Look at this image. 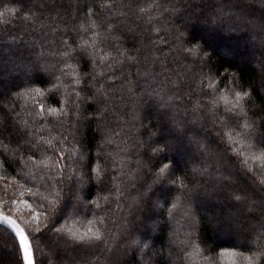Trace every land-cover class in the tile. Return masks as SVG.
Here are the masks:
<instances>
[{"label":"snow or ice","instance_id":"obj_1","mask_svg":"<svg viewBox=\"0 0 264 264\" xmlns=\"http://www.w3.org/2000/svg\"><path fill=\"white\" fill-rule=\"evenodd\" d=\"M19 2L0 0V27L19 18L43 38L19 54L16 37L9 35L7 45L13 71L24 77L9 91L10 110L19 107L23 116L14 112L11 128L8 113L0 116V129L10 132L7 140L0 132V181L6 191L15 186L10 199L0 198V230L12 237L15 264H45L37 251L49 257L47 264H126L113 258L121 244L135 249L139 264H149V252L157 250L132 235L139 217L129 218L144 204L155 216L151 232L167 234L181 264H264V108L250 110L256 88L241 77L244 57L229 49L217 62L208 32L196 37L190 30L201 18L185 20L186 10L175 3L135 5L148 27L138 34L141 47L130 49L120 43V18L132 7L124 0H100L103 23L89 6L83 20L63 28L40 19L35 5L22 12ZM201 14L208 31L246 34L261 49L264 71V0H208ZM108 39L114 47L106 49ZM133 66L145 86L131 78ZM261 81L264 89V75ZM116 88L133 100L132 121L145 96L163 110L162 126L148 142L121 135L123 126H107L109 92ZM186 101L191 118L178 120L173 110ZM93 119L101 133L95 150L81 132ZM173 221L178 228L169 227ZM250 221L245 245L217 251L204 238L208 228L238 236Z\"/></svg>","mask_w":264,"mask_h":264},{"label":"trees","instance_id":"obj_2","mask_svg":"<svg viewBox=\"0 0 264 264\" xmlns=\"http://www.w3.org/2000/svg\"><path fill=\"white\" fill-rule=\"evenodd\" d=\"M124 2L131 3L132 7H125L123 9V11L127 13V16L120 18L125 21L124 24L120 25L119 29L122 30V35L124 37L120 43L130 49L134 46L141 47L138 43V34L148 26L145 25L142 20L137 19L135 14V5H145L150 3L151 0H124ZM158 2L161 5L171 6L175 3L177 6L183 7L186 10L184 13L185 20H188L189 17L192 19H195L196 17L201 18V23H196L190 30L196 37H199L204 32H208V38L211 44L209 50L214 53V59L217 62L220 61V54L225 50H238L243 48L246 52H249L250 60L243 61L241 77L246 84H253L256 88L255 107H252L250 110L258 111L259 109L264 108V89L261 88V76L264 75V71H262L259 65L261 49L258 46L254 47L253 42L246 34L228 33L221 30L208 31L203 23V16L201 14V9L207 11L208 0H158ZM216 2H219V0H214V3ZM117 3H119V0H117ZM237 3L238 0H232L233 5H236ZM32 5H35L33 11L38 12L40 19L51 21L55 26L61 28H63L65 23L71 25L77 23L78 20H83L85 18V12L89 6L93 7L96 11L97 16L95 18L98 22L103 23V20L107 15V13L99 7L100 0H31V2H29V0H20V2L16 4V7L21 9L23 12L29 7H32ZM41 5H43V7H41ZM65 10H70L71 14L77 17V20L70 19ZM243 11L245 14H248L250 9L243 7ZM57 12L60 13V16H56ZM253 15L257 20H259V12H256ZM53 17H55V19H53ZM177 20H179V17H177ZM137 25H139V27H137ZM129 28H132L133 31H128ZM63 34L64 33H59L58 36ZM9 35L17 38L16 45L13 46V52H16L17 54L26 51L25 45H31L34 40L39 41L43 37L42 32L38 27L35 31H33L32 28L27 27L19 18L15 19L13 23L7 25L6 28L0 27V116H2L5 112L8 113L7 118L9 121V128H11L13 122L17 119L14 112H21V115L23 116V111L19 107L14 110H10L11 97L9 96V91L13 89L14 85H18L23 82L24 77L19 72L13 71L12 58H10L7 54ZM67 35L72 39H75L77 34L69 31ZM79 35L87 36L88 33H80ZM48 39H51V37L49 36ZM146 39L147 37L145 36V40ZM57 42L59 43L58 39ZM245 42L247 44L244 46L242 43ZM103 46L108 49L110 47H114V43L111 39H108L104 42ZM253 53L254 58H252ZM113 54L115 55V52H113ZM119 72L120 69L117 68V75ZM131 78L134 81H137L140 87L145 86L143 84V78L136 74V68L134 66L132 68ZM120 83V80L116 81L117 85ZM140 87H137L138 95L140 93ZM109 96L111 99L108 101V112L105 113L104 120L109 128L116 129L123 126L124 131L121 135H131L133 139H135L136 136H140L144 141L148 142L150 132L157 131L158 128L162 126L161 113L163 110L159 109L152 99L146 96L143 97L142 101L136 108V111L139 113V119L132 121L131 114L133 112V100L130 98V95L126 91H121L119 88H116L115 91L109 92ZM187 106L188 103L186 101L179 108L173 110V114L176 119L190 120L192 114L189 112L188 115L185 116L184 112V109ZM84 107L87 108V105ZM133 124L135 127H132ZM129 128H131V132H129ZM208 129L211 131L210 125L208 126ZM196 130L200 131L201 135L207 134L200 127V125H196ZM0 132H2L5 140L9 138L10 132L8 130L0 129ZM81 132L86 134V141L88 145L95 150V147L101 138L100 130L97 128V122L93 119L90 123V127L82 128ZM158 138L159 132H157V136L153 139ZM129 143H132V140H130ZM133 167H135V165H133ZM151 179L152 178L149 175H145L144 177V180L149 183L151 182ZM130 191L136 190L131 189ZM126 214L127 210H125V213H122L121 215ZM177 216L179 219L178 214ZM136 217H139V219H136L135 221V225L132 228V235H139L142 239L148 240L149 243H151L157 250L156 254L149 252V257L151 258L149 264H181V262L175 258V254L178 252V249L170 244L167 234L162 235L160 233L151 232L150 229L155 216L152 213L150 206L148 204H144L140 209L135 211L133 217L129 218L135 219ZM180 223L182 224L183 221ZM246 224L248 232H250L252 226L255 224V221L246 222ZM169 227L178 228L179 225L176 221H173ZM248 236L249 234L244 237L242 235L235 236L230 235L227 232L218 235L211 228H208L204 233V238L207 240L208 246L216 249L217 251L220 247L245 245L246 242H248ZM130 238L131 237H127V239ZM0 240L4 242L9 241L13 245L12 237L3 232V230H0ZM39 246L42 248L43 244H40ZM161 249H163L162 252L160 251ZM124 253H127V255H124ZM117 256L126 261V264H139L140 257L134 248L125 247L121 244L120 251L115 253L113 258L115 259ZM13 258L14 261H16L17 255L15 248ZM35 258L37 261L45 262V264H47V261L49 260V257L42 254L40 251L36 252ZM67 259H71V257H68Z\"/></svg>","mask_w":264,"mask_h":264},{"label":"rangeland","instance_id":"obj_3","mask_svg":"<svg viewBox=\"0 0 264 264\" xmlns=\"http://www.w3.org/2000/svg\"><path fill=\"white\" fill-rule=\"evenodd\" d=\"M244 44V46L247 44ZM234 50V49H233ZM236 51L239 55H241L242 57H244V61H249L250 60V53L246 52L243 48L238 49V50H234ZM7 183L6 181H0V198H3L5 200L10 199L12 196V190L14 189V185L12 186V188H10L9 190H5L4 189V184ZM14 218H15V214ZM27 214L25 213V216ZM249 232L247 231H243L240 235H242L243 237L248 235ZM246 238V237H245ZM13 253H14V248L13 245L8 241V242H4L0 240V264H14V258H13ZM68 256H65V259H67Z\"/></svg>","mask_w":264,"mask_h":264}]
</instances>
